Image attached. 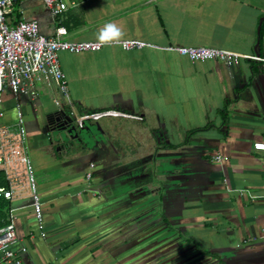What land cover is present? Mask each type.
Instances as JSON below:
<instances>
[{
    "label": "crops",
    "instance_id": "obj_1",
    "mask_svg": "<svg viewBox=\"0 0 264 264\" xmlns=\"http://www.w3.org/2000/svg\"><path fill=\"white\" fill-rule=\"evenodd\" d=\"M68 1L77 6L55 19L42 0H18L9 22L35 19L45 36L62 27L81 42L98 41L113 21L119 41L154 48L61 52L68 95L45 85L35 99L10 92L16 113L1 124L23 113L45 203L42 232L28 200L11 202L22 207L24 264H264V152L253 148L264 141V64L193 62L165 50L264 55V0ZM58 109L82 116L79 139H58L66 163L46 151L59 134L48 115ZM61 170L70 175L57 182Z\"/></svg>",
    "mask_w": 264,
    "mask_h": 264
},
{
    "label": "built area",
    "instance_id": "obj_2",
    "mask_svg": "<svg viewBox=\"0 0 264 264\" xmlns=\"http://www.w3.org/2000/svg\"><path fill=\"white\" fill-rule=\"evenodd\" d=\"M18 0H0V102L6 88L15 95H26L32 99L38 97V86L49 88L56 86L63 95L69 94L68 81L63 71L59 54L68 52L80 54L98 52L105 45L98 41H70L62 34L47 37L40 31L39 22L35 19H24L13 25L8 16ZM44 8L55 19L61 17L70 8L77 6L68 0H42ZM111 44L120 45L125 51H139L154 48L153 45L137 40H123ZM189 57L193 62L218 61L227 66H234L241 60H251L264 64V55H243L238 52L208 47H167ZM60 107L58 99L54 100ZM5 113L0 110V172L4 175L6 186L0 187V196L6 200H28L36 219L37 230L44 231V200L41 196L37 175L28 150V137L24 116L18 111L13 124H1ZM82 118V117H81ZM80 118V119H81ZM79 119V120H80ZM255 151L264 152V141L255 142ZM215 160L222 163L224 157L215 155ZM94 164L85 175V183L90 184L93 178ZM22 207H10L7 222L0 228V264H24L23 256L27 246L21 245L17 236V212Z\"/></svg>",
    "mask_w": 264,
    "mask_h": 264
},
{
    "label": "water",
    "instance_id": "obj_3",
    "mask_svg": "<svg viewBox=\"0 0 264 264\" xmlns=\"http://www.w3.org/2000/svg\"><path fill=\"white\" fill-rule=\"evenodd\" d=\"M81 117L82 116H74L72 111L67 112L64 109H58L57 111L48 115L50 123L55 121L56 131L59 133V140L66 143L78 137L79 131L77 126Z\"/></svg>",
    "mask_w": 264,
    "mask_h": 264
},
{
    "label": "rangeland",
    "instance_id": "obj_4",
    "mask_svg": "<svg viewBox=\"0 0 264 264\" xmlns=\"http://www.w3.org/2000/svg\"><path fill=\"white\" fill-rule=\"evenodd\" d=\"M68 87H69V85H68ZM9 100V101H8ZM0 110L1 111H3L4 113H5V117L6 116H12L14 113H16V108H15V106L14 105H12L11 104V99H10V91H9V89L8 88H6L5 90H4V92H3V94H2V98H1V102H0ZM77 133H78V131H77ZM76 134V133H75ZM74 136V135H73ZM79 137H81V136H78L77 138H75L74 140H76V139H79ZM52 138H54L53 140H52V142L54 143V144H51L50 145V149L49 150H46V151H48V152H50L49 153V155H51L52 153L53 154H55V156L54 157H56V158H58V159H60L62 162H64V163H66V162H68L70 159L67 157V155H65V154H63L62 155V152L61 151H59V149H60V146L57 144V143H59L58 142V135L56 136V134H54L53 136H52ZM49 139H50V137H49ZM48 139V143H50V140ZM60 141V140H59ZM32 154V153H31ZM67 154H68V151H67ZM33 155V154H32ZM71 156V155H70ZM52 158L53 160L55 159V158ZM33 161V160H32ZM33 165H34V167H35V164L33 163ZM35 171H36V167H35ZM36 173H37V171H36ZM70 175V173H69V171L68 170H61V171H58L55 175H57L56 177L54 176V175H52V177L53 178H56L57 179V182H59V181H62L65 177H66V175Z\"/></svg>",
    "mask_w": 264,
    "mask_h": 264
},
{
    "label": "clouds",
    "instance_id": "obj_5",
    "mask_svg": "<svg viewBox=\"0 0 264 264\" xmlns=\"http://www.w3.org/2000/svg\"><path fill=\"white\" fill-rule=\"evenodd\" d=\"M123 36L122 29L113 21L106 22L97 33V40L103 44L119 42Z\"/></svg>",
    "mask_w": 264,
    "mask_h": 264
},
{
    "label": "trees",
    "instance_id": "obj_6",
    "mask_svg": "<svg viewBox=\"0 0 264 264\" xmlns=\"http://www.w3.org/2000/svg\"><path fill=\"white\" fill-rule=\"evenodd\" d=\"M6 180L4 175L0 172V187L6 186ZM11 206L10 201L6 200L4 197L0 196V228L4 226L7 222L8 210ZM206 254H210V252L205 251Z\"/></svg>",
    "mask_w": 264,
    "mask_h": 264
}]
</instances>
